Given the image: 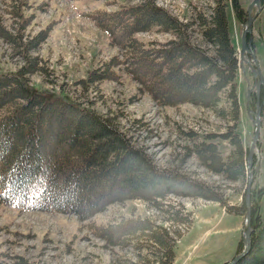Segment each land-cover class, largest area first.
Here are the masks:
<instances>
[{
    "label": "rangeland",
    "instance_id": "374dc122",
    "mask_svg": "<svg viewBox=\"0 0 264 264\" xmlns=\"http://www.w3.org/2000/svg\"><path fill=\"white\" fill-rule=\"evenodd\" d=\"M139 1L143 0H0V22L15 33L21 27L22 17L14 9L21 3L20 12L31 18L21 29L23 40L46 29L40 43L28 50L37 57L40 68L29 70L25 83L91 108L103 117H111L109 123L134 148L141 149L148 164L157 170L184 173L208 186L213 196L167 192L163 197L154 196L162 204L158 207L151 199L131 195L113 200L85 218L70 211L21 209L0 202V264H149L148 261L160 255V247L148 240L138 228L140 224L130 218H149L153 224L169 226L175 232L174 237L179 232L174 240L171 264L227 263L246 244L247 153L255 130L257 98L259 133L249 167L250 236L252 189L258 196L257 212L264 219V0H260L252 22L250 45L248 35L245 36L247 50L243 55L246 18L237 17L232 0H153L180 21L178 31L173 29L174 33L152 24L134 32L145 46L168 45L184 34L207 54L217 55L216 44L204 33L202 21L209 22L216 14L215 8L222 4L227 34L236 49L237 68L233 78L238 102L236 113L230 104L228 83L218 90L220 98L214 105L192 101L166 104L144 89L123 63L112 65L116 77L88 79L94 68L103 66L113 56L122 59L124 49L112 42L109 34L84 12L95 8L112 10ZM238 2L246 9L251 0ZM256 9L254 5L251 12ZM22 64L25 58L18 47L0 35V72L16 73ZM257 65L263 76L259 85ZM188 90L189 81H186L182 88L171 86L164 92L180 95ZM233 133L247 147L245 176L234 179L204 163L195 148L202 141L214 143L221 155L226 156L235 146ZM127 162L133 165L134 160L128 158ZM142 186L137 181L130 189ZM113 223L135 225L137 229L126 234L115 232V237L121 236L125 241L112 242L101 235V228Z\"/></svg>",
    "mask_w": 264,
    "mask_h": 264
},
{
    "label": "trees",
    "instance_id": "16d2710c",
    "mask_svg": "<svg viewBox=\"0 0 264 264\" xmlns=\"http://www.w3.org/2000/svg\"><path fill=\"white\" fill-rule=\"evenodd\" d=\"M232 4L237 17L244 19L246 10L238 0H232ZM21 5L18 3L14 9L22 17L21 27L15 33L0 22V35L13 42L25 58V64L16 73L0 72V202L20 208L70 211L85 218L113 200L131 195L151 199L158 207L162 204L154 196L163 197L167 192L212 197L208 186L184 173L157 170L148 164L141 149L134 148L128 138L109 123L111 117H103L91 108L25 83L26 73L40 68L39 60L28 50L40 43L46 29L23 40L21 29L31 18L22 15ZM222 8V4L215 8L210 24L202 21L204 33L216 44L217 55L207 54L184 34L168 45L145 46L138 40L134 32L152 24L178 31L180 21L153 0L123 4L112 10L95 8L84 12L109 34L112 42L124 49L122 59L113 56L103 66L94 68L88 79L116 77L117 71L112 65L123 63L144 89L166 104L192 101L214 105L220 98L218 90L228 83L230 104L236 113L238 102L233 81L236 49L228 37ZM186 81H189L186 93L164 92L171 86L182 88ZM232 141L235 146L226 156L221 155L214 143L202 141L195 148L204 163L234 179L245 176L247 147L242 146L234 133ZM128 158L134 160L133 165L126 164ZM137 181L143 186L130 189ZM262 189L259 188V193ZM257 198L256 190L252 189L250 248L235 264L264 262V219L257 212ZM241 207L244 209V201ZM130 219L140 224L138 228L145 237L160 247V255L148 263L171 264L174 240L179 232L174 237L175 232L169 226L153 224L149 218ZM134 226L113 223L102 227L101 235L112 242H124L121 236H114L115 232L131 233Z\"/></svg>",
    "mask_w": 264,
    "mask_h": 264
},
{
    "label": "water",
    "instance_id": "95a60500",
    "mask_svg": "<svg viewBox=\"0 0 264 264\" xmlns=\"http://www.w3.org/2000/svg\"><path fill=\"white\" fill-rule=\"evenodd\" d=\"M259 2L260 0H251V2L248 4L247 6V16H246V20L243 24V49H245L246 46V41H245V36L248 34V45H250V42L252 40V37L250 35L251 32V28H252V22L253 19L255 18V16L257 15L258 11H259ZM253 5H257V9L255 10L254 13L251 12ZM258 67V65H257ZM263 76L261 74V71L258 67V79L256 80L257 85H259V83L261 82ZM256 114L255 117L253 118V122L255 125V130H254V134L251 140V144L249 146L248 149V153H247V165H248V180H247V185H246V196H245V200H246V205H247V217H248V223L246 225V230H245V241L246 244L243 247V250L240 251L239 253L235 254L231 260H229L227 263L225 264H234L244 253H246L250 247V230H251V225H250V208H249V193H250V180H251V170H250V164H251V160H252V154H253V146L255 144V141L257 140L258 137V133H259V99L257 98V106H256Z\"/></svg>",
    "mask_w": 264,
    "mask_h": 264
},
{
    "label": "bare ground",
    "instance_id": "6f19581e",
    "mask_svg": "<svg viewBox=\"0 0 264 264\" xmlns=\"http://www.w3.org/2000/svg\"><path fill=\"white\" fill-rule=\"evenodd\" d=\"M246 50H247V49H243V50H242V55L244 54V52H245Z\"/></svg>",
    "mask_w": 264,
    "mask_h": 264
}]
</instances>
